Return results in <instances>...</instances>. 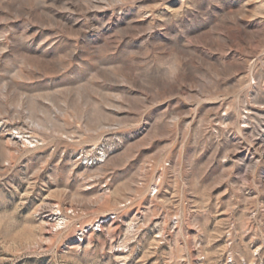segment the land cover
I'll return each mask as SVG.
<instances>
[{
  "label": "rangeland",
  "instance_id": "374dc122",
  "mask_svg": "<svg viewBox=\"0 0 264 264\" xmlns=\"http://www.w3.org/2000/svg\"><path fill=\"white\" fill-rule=\"evenodd\" d=\"M0 264H264V0H0Z\"/></svg>",
  "mask_w": 264,
  "mask_h": 264
}]
</instances>
